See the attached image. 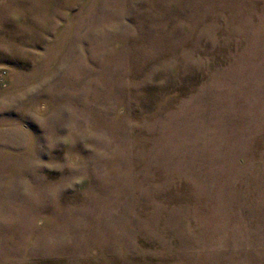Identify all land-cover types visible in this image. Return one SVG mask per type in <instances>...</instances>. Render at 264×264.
I'll return each mask as SVG.
<instances>
[{"label":"rangeland","instance_id":"obj_1","mask_svg":"<svg viewBox=\"0 0 264 264\" xmlns=\"http://www.w3.org/2000/svg\"><path fill=\"white\" fill-rule=\"evenodd\" d=\"M0 264H264V0H0Z\"/></svg>","mask_w":264,"mask_h":264}]
</instances>
